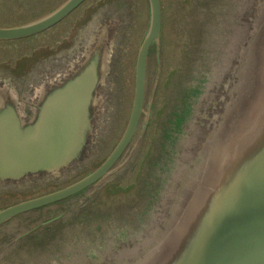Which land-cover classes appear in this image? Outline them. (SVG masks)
Returning <instances> with one entry per match:
<instances>
[{"label":"rangeland","instance_id":"rangeland-1","mask_svg":"<svg viewBox=\"0 0 264 264\" xmlns=\"http://www.w3.org/2000/svg\"><path fill=\"white\" fill-rule=\"evenodd\" d=\"M67 1L0 0V26L33 23ZM250 3L162 0L163 50L160 62L157 49L150 57L147 99L153 109L143 136L139 129L117 172L86 194L1 226L0 264H171L180 258L182 237L215 190L227 178L233 187L264 155V0L247 13ZM101 22L113 28L116 46L99 90L103 110L83 162L57 177L0 183V211L76 183L115 149L132 110L149 0H87L56 27L0 40V99L30 105L35 95L43 100L46 92L38 87L71 67ZM219 98V114L208 122L205 115ZM176 156L180 167L171 165ZM171 168L174 173H168ZM174 191L170 219L159 227L156 245L130 263L153 240Z\"/></svg>","mask_w":264,"mask_h":264},{"label":"water","instance_id":"water-1","mask_svg":"<svg viewBox=\"0 0 264 264\" xmlns=\"http://www.w3.org/2000/svg\"><path fill=\"white\" fill-rule=\"evenodd\" d=\"M86 1L68 0L46 17L30 24L0 26V40L24 39L51 29ZM255 6L256 0H251L248 10L245 5L246 12L252 13ZM149 13L150 23L137 56L131 114L115 149L95 171L76 183L1 210L0 227L25 214L71 202L86 194L116 171L139 129L143 136L153 109L147 93L149 62L154 49H157L160 62L163 32L161 0H149ZM216 24L218 31L220 23ZM114 38L113 28L101 22L71 67L38 87L46 92L43 100L39 101L35 95L30 105L19 106L9 98L0 99V183L19 184L39 177H57L83 162L93 141L96 118L103 110L102 104L98 103L99 90L109 73L116 46ZM3 80H0V87ZM198 88L200 90V86L196 93ZM220 102V98L215 100L214 108L205 115L208 122H213V118L218 116ZM177 160L176 156L171 165L180 167ZM188 169L187 164L181 176ZM172 172L171 168L168 173ZM228 181L229 178L222 182L208 205L193 219L182 237L185 239H181L180 258L171 264H264V155L244 169L233 187H228ZM165 182L166 179L163 185ZM174 194L175 191L172 202L162 210V219L156 226L153 240L142 247L137 254L142 253L130 263L143 258L156 245L160 228L163 230L166 220L170 219L169 209L173 206ZM62 216L60 214L35 226L24 235L52 224Z\"/></svg>","mask_w":264,"mask_h":264},{"label":"trees","instance_id":"trees-1","mask_svg":"<svg viewBox=\"0 0 264 264\" xmlns=\"http://www.w3.org/2000/svg\"><path fill=\"white\" fill-rule=\"evenodd\" d=\"M161 2H162V0H161ZM192 9V8H191ZM195 12L196 13H198V10H195ZM218 21H214V25L217 23ZM164 24V23H163ZM54 27H56V26H54ZM114 40H115V38H114ZM160 47H161V51L163 50V40L161 39V44H160ZM176 120H177V118L176 117H173V119L171 120V122L168 124L169 125V127L171 128L172 127V125H174L175 124V122H176ZM151 154H148V156H150ZM132 163H134V162H131V164ZM65 203V202H64ZM61 204H63V202L61 203ZM26 215V214H25ZM24 216V215H23ZM21 217V216H20Z\"/></svg>","mask_w":264,"mask_h":264}]
</instances>
